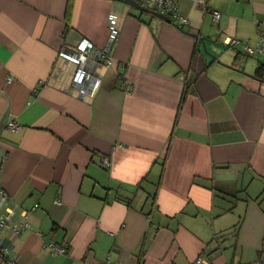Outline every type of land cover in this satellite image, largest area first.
Masks as SVG:
<instances>
[{
  "label": "crops",
  "instance_id": "obj_1",
  "mask_svg": "<svg viewBox=\"0 0 264 264\" xmlns=\"http://www.w3.org/2000/svg\"><path fill=\"white\" fill-rule=\"evenodd\" d=\"M205 1L207 11L177 0L189 21L179 28L114 0H0V190L15 211L0 228L6 256L264 264V58L220 43L253 42L264 0ZM111 13V63L75 85L59 49L85 39L103 50ZM49 243L66 248L54 255Z\"/></svg>",
  "mask_w": 264,
  "mask_h": 264
},
{
  "label": "built area",
  "instance_id": "obj_2",
  "mask_svg": "<svg viewBox=\"0 0 264 264\" xmlns=\"http://www.w3.org/2000/svg\"><path fill=\"white\" fill-rule=\"evenodd\" d=\"M193 3L198 6L202 11L208 10V5L205 0H192ZM248 1V0H244ZM139 4L152 9L162 15L168 17L173 21L177 26L182 24H188V18L179 14L177 0H139ZM212 17V22L214 24L218 23L220 18V12L214 9L210 10ZM108 44L103 50H97L94 45L88 40L82 39L76 45H71L69 43H64L58 53H57V62L58 69H64L66 66L72 65L74 68L72 74V82L75 85H86L90 86V81L93 78L97 77L98 70L95 66L99 65L101 61L104 62L105 66H109L111 63L109 57V51H112L119 39V25L117 15L114 13L109 14L108 16ZM220 43L223 44L228 49H236L240 46L243 54L251 58H264V30L259 31L256 39L253 42H250L247 39H240L237 37H223L220 39ZM56 62V63H57ZM12 77H8L7 81L10 82ZM5 128L8 130H17L19 124L15 120H9L5 124ZM102 165L106 168L110 166L109 158L106 156L102 157ZM8 198L7 193L3 190H0V228H5L8 226L9 222L13 219L15 211L10 207H4L3 203ZM27 212L24 213V217L27 216ZM148 222L150 227L156 229L157 226L151 223L150 217H148ZM27 223L22 222L14 224L10 227L11 237L17 236L19 233L26 230ZM50 252L54 255H59L64 252L66 246L58 245L54 243H49L47 245ZM10 247L2 248L0 247V256L5 259L7 264H17L16 258L11 256H6ZM204 257L198 256L194 263L195 264H204ZM103 264H121L120 262L114 261L108 255ZM248 264H261L260 260L250 262Z\"/></svg>",
  "mask_w": 264,
  "mask_h": 264
},
{
  "label": "water",
  "instance_id": "obj_3",
  "mask_svg": "<svg viewBox=\"0 0 264 264\" xmlns=\"http://www.w3.org/2000/svg\"><path fill=\"white\" fill-rule=\"evenodd\" d=\"M114 1H118V2H121V3H125V4H127V5H129V6H132V7H134V8H137V9H139V10H142V11L148 12V13H150V14H152V15H155V16H157V17H160V18H162L163 20H165V21H167V22H170V23L175 24L174 22H172V21H171L168 17H166L165 15H162V14H160V13H158V12L152 10V9H149V8H147V7H145V6L141 5V4H139L136 0H114ZM175 25H176V24H175ZM176 26H177V25H176ZM177 27H179V26H177ZM179 28H180V27H179ZM190 35L193 36L194 38H197V39L201 40V41L203 42V38L200 37L198 34L190 33ZM206 54H208V53L206 52ZM210 55H211V54H210ZM211 56H212V55H211ZM232 68H233V69H236L235 67H232Z\"/></svg>",
  "mask_w": 264,
  "mask_h": 264
}]
</instances>
